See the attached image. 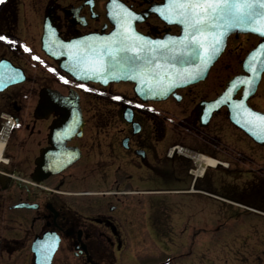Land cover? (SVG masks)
<instances>
[{"label": "flooded vegetation", "instance_id": "flooded-vegetation-1", "mask_svg": "<svg viewBox=\"0 0 264 264\" xmlns=\"http://www.w3.org/2000/svg\"><path fill=\"white\" fill-rule=\"evenodd\" d=\"M107 1L39 2H43L44 7L42 19L49 10L52 25L62 39L68 40L90 33L110 32L112 25L106 16ZM118 1L136 12H144L152 3L162 0ZM9 6L10 3L0 9L5 33H9V21L16 19ZM135 28L151 37L178 31L152 13L142 22H136ZM241 37L251 43L256 38L249 49L260 41L256 36L240 34L230 36L228 41L236 43ZM221 67L212 65L206 78L211 74L219 77L221 69L218 74L216 70ZM206 78L178 90L179 101L168 100L178 103L189 92H200ZM225 83L226 80L218 92L206 99L214 98ZM114 85L117 84L79 85L68 78L58 83L46 75L44 78L28 77L25 83L9 87L0 94V115L8 114L12 122L0 164V264H35L33 244L45 235L44 253L48 254L54 248L49 264L134 261L137 254L131 258L127 254L131 251L126 250V227L140 225V228L151 229L157 236L158 230L168 228L163 216L170 211L161 206L163 196L182 197L185 202L180 208L189 211L190 200L196 193L203 200L208 197L204 193L209 191L205 186L207 169L202 176H194L196 164L191 159L168 155V150L178 143L168 144V130L163 126L165 121L159 103L138 101L130 83H119L124 86V91L115 89ZM42 87L57 89L62 94L72 88L79 95L83 125L70 138L53 134L51 125L58 119L54 110L35 113L38 91ZM113 99L118 102L114 103ZM106 103L116 104L115 109L95 108ZM125 108L131 113L128 119L124 115ZM198 115L196 105L186 114L185 120L190 118L188 123L196 126ZM1 124L0 119V129ZM58 138L65 140L64 148L70 149L75 160L57 172L38 173L36 161L41 150H50ZM186 145L191 147L188 143ZM53 152L52 159L60 161L61 150L57 148ZM38 177H41L40 181L36 180ZM260 182L252 194H258V198L262 195V199L264 180ZM135 183L140 188L127 189ZM240 196L236 199L245 203L246 199ZM180 208L171 207V212Z\"/></svg>", "mask_w": 264, "mask_h": 264}, {"label": "rangeland", "instance_id": "rangeland-1", "mask_svg": "<svg viewBox=\"0 0 264 264\" xmlns=\"http://www.w3.org/2000/svg\"><path fill=\"white\" fill-rule=\"evenodd\" d=\"M39 1L14 0L13 9H16L17 18L14 23L10 22L8 30L12 38L0 40V57L10 58L15 64L22 65L31 77L43 76L46 71L42 66L53 65L45 60L39 49L44 14L43 2ZM3 27L0 21V36ZM19 41L27 50L22 48L23 52L19 51L16 45ZM235 42L229 40L213 64L222 65L216 70L218 74L221 69L219 77L211 74L200 92L191 91L178 103L172 100L159 103L162 120L165 121L163 126L168 130L166 138L169 145L188 143L198 151L228 161L229 166L218 165L207 170L205 186L209 188L211 195H206L208 197L203 200L196 193L190 200V211L180 208L182 202H185L182 197L163 196L161 206L180 208L164 214L163 221L169 224L163 238L164 228L158 230L157 237L153 238L149 228H140V225L126 227V250L131 251L126 253L131 258L136 253L138 261L123 260L122 264H263L264 196L261 199L262 195L258 198L251 194L261 183V179L264 180V147L254 144L232 125L225 108L215 113L204 127L198 122L196 126L188 123L190 118L185 120L186 114L192 112L199 100L213 96L221 89L225 80L236 72H241V61L256 38L252 43L245 41L244 37ZM14 45L15 50L11 51L9 47ZM53 73L59 76L56 68H53ZM56 81L61 83V80ZM263 85L264 75L258 91L248 99L249 105L259 111H264ZM114 86L115 89L124 91L123 85ZM112 101L118 102L116 99ZM107 103L95 108L115 109L116 104ZM136 185L132 184L127 189L140 188ZM239 195L246 199V204L242 201L243 204H232L227 200H237ZM168 243L170 249H167Z\"/></svg>", "mask_w": 264, "mask_h": 264}, {"label": "water", "instance_id": "water-1", "mask_svg": "<svg viewBox=\"0 0 264 264\" xmlns=\"http://www.w3.org/2000/svg\"><path fill=\"white\" fill-rule=\"evenodd\" d=\"M169 2L163 0L152 4L143 13H135L118 0H108L107 17L113 29L108 34H88L67 41L58 36L48 11L43 19L41 50L58 61V67L75 81L101 85L128 81L133 83L134 94L146 102L165 100L169 95L177 99L176 89L203 80L224 50L230 34L250 33L264 39V36L251 30L253 27L264 29V17L258 18L252 25L230 28L223 34L222 30L216 29L191 33L178 22L179 18L172 13ZM150 13L167 25L177 26L179 33L151 37L138 32L135 23L142 22ZM242 70L244 74L228 80L218 96L199 103L200 124L206 125L214 111L226 106L229 121L255 143L264 146V112L247 104L264 70V40L246 54ZM24 79L23 69L6 58L0 59V92ZM239 90L240 96L235 97ZM52 110L58 114L57 121L51 125L54 135H61L62 138L66 135L68 139L82 127L79 96L74 90L70 89L67 95H62L57 90L40 89L36 113ZM124 115L128 119L131 113L126 110ZM64 142V139H59L50 150H41L36 161L38 173H54L70 166L75 157H72L70 149L64 148ZM57 148L63 153L60 161L52 159ZM36 180L40 181L41 177ZM45 241L46 235L33 244L35 264L50 262L54 248L50 253H44Z\"/></svg>", "mask_w": 264, "mask_h": 264}, {"label": "snow or ice", "instance_id": "snow-or-ice-1", "mask_svg": "<svg viewBox=\"0 0 264 264\" xmlns=\"http://www.w3.org/2000/svg\"><path fill=\"white\" fill-rule=\"evenodd\" d=\"M169 7L179 18L178 22L194 34L209 29L222 30L223 34L230 28L252 25L264 17V0H170ZM251 30L264 36V29L253 27ZM4 39L0 36V40Z\"/></svg>", "mask_w": 264, "mask_h": 264}, {"label": "bare ground", "instance_id": "bare-ground-1", "mask_svg": "<svg viewBox=\"0 0 264 264\" xmlns=\"http://www.w3.org/2000/svg\"><path fill=\"white\" fill-rule=\"evenodd\" d=\"M3 149V140L0 139V153ZM180 150L182 151H185V153L189 156V158L193 159V161L196 162V170H194L193 174L194 176H201L203 173V170L205 168H209V167H212V168H216L217 165H222L223 164L226 166L227 164L224 163L223 160L219 159V158H216L214 155L210 156L208 154H205L201 151H198V150H195V151H187V150H184L182 148H179ZM1 155V154H0ZM3 160L1 159V156H0V164ZM232 204H234V202H230ZM242 206V205H241Z\"/></svg>", "mask_w": 264, "mask_h": 264}, {"label": "trees", "instance_id": "trees-1", "mask_svg": "<svg viewBox=\"0 0 264 264\" xmlns=\"http://www.w3.org/2000/svg\"><path fill=\"white\" fill-rule=\"evenodd\" d=\"M251 195H252L253 197H257L258 194H255V195L251 194Z\"/></svg>", "mask_w": 264, "mask_h": 264}]
</instances>
